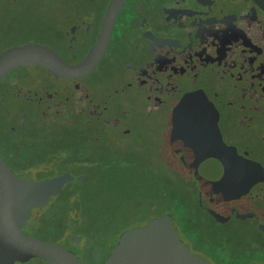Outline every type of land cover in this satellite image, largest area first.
<instances>
[{"label": "flooded vegetation", "instance_id": "af4514ba", "mask_svg": "<svg viewBox=\"0 0 264 264\" xmlns=\"http://www.w3.org/2000/svg\"><path fill=\"white\" fill-rule=\"evenodd\" d=\"M109 2L0 0V52L34 43L76 64L96 43ZM206 118L250 165L235 172L233 188L251 183L228 200L196 191L193 206L204 221H234L231 264H264V10L253 0H123L88 74L53 77L33 64L0 79V157L13 175L32 182L58 175L44 174L57 163L44 165L40 130L106 132L121 154L138 159L143 148L150 167H165L164 151L183 168L168 143L172 124L184 130ZM140 132L149 145H142ZM62 210L58 194L50 196L30 209L20 231L59 245L82 264H101L115 242L104 229L85 236L74 221L60 231L54 218ZM208 210L227 221L216 222ZM172 223L189 251L214 264ZM11 264L49 263L31 257Z\"/></svg>", "mask_w": 264, "mask_h": 264}, {"label": "water", "instance_id": "95a60500", "mask_svg": "<svg viewBox=\"0 0 264 264\" xmlns=\"http://www.w3.org/2000/svg\"><path fill=\"white\" fill-rule=\"evenodd\" d=\"M122 1L110 0L97 41L80 62L68 64L44 45H15L0 52V79L14 67L33 64L42 65L53 77L74 78L88 74L99 60L114 13ZM253 1L264 10V0ZM203 122L187 125L184 130H178L173 122L168 143L198 195L228 200L250 185L251 181L242 182L233 188L231 183L236 171L246 170L250 165L223 143L214 120L206 118ZM71 180L73 176L68 172L35 182L21 179L11 173L0 157V264H11L16 259L24 262L31 257L49 264H82L70 251L30 237L19 228L26 223L31 208L45 205L48 197L57 195ZM208 213L219 223L228 219L213 210ZM101 264L210 263L179 241L171 217L164 214L121 232Z\"/></svg>", "mask_w": 264, "mask_h": 264}, {"label": "trees", "instance_id": "16d2710c", "mask_svg": "<svg viewBox=\"0 0 264 264\" xmlns=\"http://www.w3.org/2000/svg\"><path fill=\"white\" fill-rule=\"evenodd\" d=\"M38 132H44L41 139L44 165L54 161L57 163L54 169L56 168L58 174L68 172L73 176V180L66 182L58 193L63 210L54 218V222L60 231L70 226V221H74L85 236L104 229L107 235H113V239L109 237V241L116 242L121 232L142 225L150 219L148 217L142 222H133L125 213L119 215L123 216L120 221L115 215L116 210L125 201L135 204L143 199L144 193L139 180L146 181L150 177L149 187L154 185L153 195L162 203L160 213L151 218L169 215L183 235L189 237L190 243L197 251L200 249L204 255L215 257L214 264H231L232 239L229 235L214 236V231L204 224L194 208L197 207L194 202L197 190L182 167L189 188H185L181 180L178 185L177 179L172 176L163 175V180L157 181L141 171L136 189L134 182L137 180L128 173L140 171L145 166L150 167L147 163L148 156L143 158L141 152L138 159L134 157L133 152H125L122 155L120 151L111 148L113 142L106 132ZM85 146L90 148L86 149ZM109 192L115 195L114 199L109 198L106 201V208L101 204L97 212L91 213L89 209L95 200L102 199ZM67 208H76L77 211L75 214H68L65 212Z\"/></svg>", "mask_w": 264, "mask_h": 264}, {"label": "rangeland", "instance_id": "374dc122", "mask_svg": "<svg viewBox=\"0 0 264 264\" xmlns=\"http://www.w3.org/2000/svg\"><path fill=\"white\" fill-rule=\"evenodd\" d=\"M24 73L25 71V68L23 69H15L14 72L18 73V72H22ZM44 77V76H42ZM46 80V79H44ZM152 133V136L154 135H160L162 134L163 132H151ZM140 135L139 136V139H141V143L142 145H149V143L145 140V137H146V134L144 132H140L138 133ZM159 143H152L153 146H157L158 149H161L160 146H158ZM60 149V148H59ZM141 151V154L143 155V158H146L147 156H145V150L142 148L140 149ZM161 155L163 156L164 158V165L165 167L163 166H154L151 164V167H148V166H145L144 169L138 171V170H135L134 172H130L128 173V175L130 174V177L134 178L135 180L138 179L139 175H140V172L143 171L146 175H151L152 179L153 180H163V175H168V176H172L173 178H176L177 181L176 183L179 185V180H181L183 186L185 188H189L188 184H187V180H186V176L183 172V170L181 169L180 165L176 162L175 158L168 154L167 152H164V151H160ZM169 156V157H168ZM56 169V168H55ZM54 168H50L49 170H47L44 174L46 176H50V175H55L57 172L55 171ZM122 175V174H121ZM141 181V185H142V191H143V199L135 204H131V202L129 201H125L124 203L121 204V206L118 208V210H116L115 212V215L117 216V220L120 219V221L122 220L121 217L123 216H119V215H122V214H125L127 213L126 216H129L131 218H129V220L133 221V222H142V220L144 221L146 218H151L152 216H155L157 213H160V210L162 209L161 208V201L160 200H157L155 199L156 197L153 195L155 193V189H154V185H151V187H149V184L148 182L150 181V177L149 179H146L145 180H139ZM139 181L137 180L136 182H134L136 185V189L138 188V185H139ZM193 195V193H192ZM115 195L113 193H108L106 196H103L102 199H96L94 204L92 205V207L89 209V211L91 213L93 212H97L99 210V206L101 204H104L103 207L106 208V201L109 199V198H112L114 199ZM194 196H192L193 198ZM107 213V209L105 211V215ZM104 215V217H105ZM203 220V219H202ZM113 221V220H112ZM233 220L229 221L228 224L222 226V225H219L218 223H215V222H212V221H204V224L208 227V228H211L214 232H213V235L214 236H220V235H228V232L230 230V225H232V222ZM115 222V221H113ZM205 234V232L203 233ZM113 239V235L112 233L110 235H108V239L110 240V238ZM87 240L85 239L84 240V243H83V250L87 251Z\"/></svg>", "mask_w": 264, "mask_h": 264}]
</instances>
